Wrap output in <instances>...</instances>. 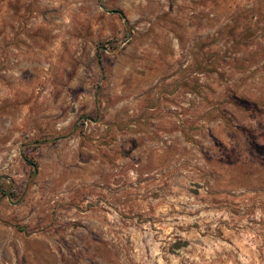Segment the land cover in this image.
Returning a JSON list of instances; mask_svg holds the SVG:
<instances>
[{"label":"rangeland","instance_id":"1","mask_svg":"<svg viewBox=\"0 0 264 264\" xmlns=\"http://www.w3.org/2000/svg\"><path fill=\"white\" fill-rule=\"evenodd\" d=\"M0 264H264V0H0Z\"/></svg>","mask_w":264,"mask_h":264}]
</instances>
